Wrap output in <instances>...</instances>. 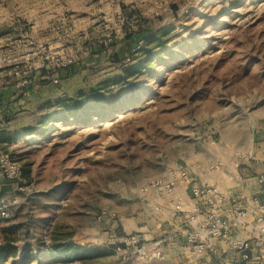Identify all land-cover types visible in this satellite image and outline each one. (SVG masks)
Returning <instances> with one entry per match:
<instances>
[{
    "label": "rangeland",
    "instance_id": "1",
    "mask_svg": "<svg viewBox=\"0 0 264 264\" xmlns=\"http://www.w3.org/2000/svg\"><path fill=\"white\" fill-rule=\"evenodd\" d=\"M0 108V264H157L136 187L264 141V0H0Z\"/></svg>",
    "mask_w": 264,
    "mask_h": 264
},
{
    "label": "crops",
    "instance_id": "2",
    "mask_svg": "<svg viewBox=\"0 0 264 264\" xmlns=\"http://www.w3.org/2000/svg\"><path fill=\"white\" fill-rule=\"evenodd\" d=\"M7 125H11V122L8 121ZM211 171L198 177L187 172L194 185H213L226 195L227 200L222 207L225 216H229L233 208L246 212L243 222L233 229L230 238L249 242V249L246 251L248 261H241L239 251L222 240L211 241L200 255L188 245L181 234L195 228L201 215L196 216L194 221H187L176 212L175 205L192 212L195 204L189 189L182 182H175L172 195L165 200L151 192L146 201L139 203L144 216L149 217L151 222L147 223L146 218L142 217L145 218L142 222L145 225L136 231L150 240L152 247H159L161 250L159 258L150 260L157 264H264V223L257 220L260 213L252 200L255 198L264 204V141L253 143L248 155L240 156L228 171ZM260 175L263 176L261 182L258 181ZM164 178L162 177L163 180ZM154 204L160 207L158 211L154 210Z\"/></svg>",
    "mask_w": 264,
    "mask_h": 264
},
{
    "label": "built area",
    "instance_id": "3",
    "mask_svg": "<svg viewBox=\"0 0 264 264\" xmlns=\"http://www.w3.org/2000/svg\"><path fill=\"white\" fill-rule=\"evenodd\" d=\"M0 173L5 179L12 181L21 177L22 167L18 161L11 159L4 152L0 144ZM263 176L260 175L258 181H262ZM175 182H182L184 187L189 189L190 195L194 200L192 212L183 210L180 205H175L176 212L187 221H194L196 216L201 215L198 225L193 229L183 231V235L196 254L204 252L213 240H222L229 244L232 248L239 251L241 261H248L249 256L246 251L249 249L247 240L230 238L233 229L241 224L246 214L245 211L233 208L229 216L223 214V202L227 200L226 195L216 186L208 184L194 185L193 180L185 169H177L171 171L167 178L152 180L149 183L136 187V192L142 201H146L148 195L153 192L157 197L165 200L173 193ZM260 215L257 220L264 223V204L255 198L252 199ZM154 210L158 211L159 206L154 204ZM1 215H5V211L1 209ZM263 229V228H262ZM123 251H127L146 259L159 258L161 250L159 247H152L150 240L143 238L137 234H132L121 239ZM149 248V249H148Z\"/></svg>",
    "mask_w": 264,
    "mask_h": 264
},
{
    "label": "trees",
    "instance_id": "4",
    "mask_svg": "<svg viewBox=\"0 0 264 264\" xmlns=\"http://www.w3.org/2000/svg\"><path fill=\"white\" fill-rule=\"evenodd\" d=\"M161 34H163V33H161ZM160 35H159V32H157L156 34H151V35L145 37L146 40L143 42V45L141 46V50L144 47V45H149L152 43L160 45L163 42ZM138 51H140V50L138 49L137 52ZM137 52H135V53H137ZM145 58L146 59H144L142 62H140L137 66H134L133 70L139 71L137 69H141L142 67L144 68L145 64H149V62H151L153 60V59H150L151 57H145ZM72 250H73L76 257H82V255L85 254L84 252L87 251L85 248L72 249ZM13 254H14V248L12 246H10V244L8 242L6 243V245L0 244V261L1 260L4 261L7 256H11Z\"/></svg>",
    "mask_w": 264,
    "mask_h": 264
}]
</instances>
